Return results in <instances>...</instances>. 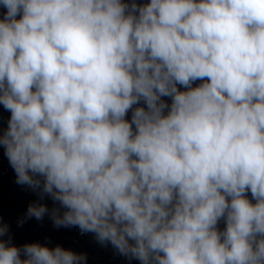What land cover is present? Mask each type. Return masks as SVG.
<instances>
[{
	"label": "clouds",
	"instance_id": "clouds-1",
	"mask_svg": "<svg viewBox=\"0 0 264 264\" xmlns=\"http://www.w3.org/2000/svg\"><path fill=\"white\" fill-rule=\"evenodd\" d=\"M0 8V146L17 184L64 209L56 227L141 264H264V0ZM8 230L0 264H86Z\"/></svg>",
	"mask_w": 264,
	"mask_h": 264
}]
</instances>
